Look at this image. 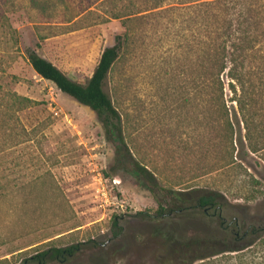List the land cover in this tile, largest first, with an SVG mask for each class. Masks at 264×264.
Here are the masks:
<instances>
[{
    "label": "rangeland",
    "instance_id": "rangeland-1",
    "mask_svg": "<svg viewBox=\"0 0 264 264\" xmlns=\"http://www.w3.org/2000/svg\"><path fill=\"white\" fill-rule=\"evenodd\" d=\"M177 13L135 21L136 48L115 64L105 90L130 121L135 159L167 187L219 190L238 231L258 232L242 249L221 251L220 219L200 208L151 217L154 194L130 158L118 162L95 111L33 69L28 48L86 83L124 29L109 0H0V264L71 244H80L78 254L48 264H188L205 253L219 254L193 264H264V150L238 142L234 157L221 159L228 147L220 126L207 128L204 97H193L183 37L176 49Z\"/></svg>",
    "mask_w": 264,
    "mask_h": 264
},
{
    "label": "trees",
    "instance_id": "trees-1",
    "mask_svg": "<svg viewBox=\"0 0 264 264\" xmlns=\"http://www.w3.org/2000/svg\"><path fill=\"white\" fill-rule=\"evenodd\" d=\"M109 1L112 17L121 18L124 29L115 36L114 43L103 50L86 83L68 76L35 48L27 49L30 64L37 74L55 83L59 90L95 111L107 140L116 146L118 162L125 165L130 158L133 171L154 194L158 209L151 217L163 218L190 208H200L206 215L220 219L221 251L242 249L247 243L240 242L256 234L258 228L251 226L243 232L238 231L237 220L225 216L226 208L219 190L208 189L194 195V191L167 187L152 170L135 159L126 137L130 121L115 106L105 90V82L115 64L126 59L136 48L138 33L132 26L135 21L146 26L150 19L159 18L166 11L178 12L177 16L182 18L174 33L179 39L176 49L184 46L183 41L180 42L183 37L190 59L187 72L193 97L195 100L201 95L204 97L207 128L210 131L214 126H220L228 147L221 159L226 162L234 157L235 143L238 142L241 145L249 143L253 152L264 150V0ZM118 4L124 8L122 14L118 11ZM231 111L235 118L231 117ZM209 135L206 138L211 142ZM206 153L209 155L211 151ZM120 219L122 215H115L112 220L115 237L122 233ZM182 247L186 249L187 244ZM80 250V244L53 246L36 251L17 264L65 263ZM215 254L219 253H205L188 264Z\"/></svg>",
    "mask_w": 264,
    "mask_h": 264
},
{
    "label": "built area",
    "instance_id": "built-area-1",
    "mask_svg": "<svg viewBox=\"0 0 264 264\" xmlns=\"http://www.w3.org/2000/svg\"><path fill=\"white\" fill-rule=\"evenodd\" d=\"M101 181H102V178H101ZM114 182H117V180H116V179H114Z\"/></svg>",
    "mask_w": 264,
    "mask_h": 264
}]
</instances>
